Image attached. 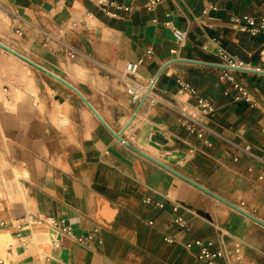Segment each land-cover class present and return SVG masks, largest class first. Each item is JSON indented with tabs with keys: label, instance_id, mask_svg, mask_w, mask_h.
<instances>
[{
	"label": "crops",
	"instance_id": "1",
	"mask_svg": "<svg viewBox=\"0 0 264 264\" xmlns=\"http://www.w3.org/2000/svg\"><path fill=\"white\" fill-rule=\"evenodd\" d=\"M111 1L0 0V41L74 85L133 147L264 221V74L233 72L250 96L237 100L215 56L221 45L263 67L264 33L230 20L264 15V0ZM156 76L137 110L127 88ZM96 229L90 248L76 240ZM197 240L223 251L217 264H264L263 225L124 145L74 91L0 48V264H209Z\"/></svg>",
	"mask_w": 264,
	"mask_h": 264
},
{
	"label": "built area",
	"instance_id": "2",
	"mask_svg": "<svg viewBox=\"0 0 264 264\" xmlns=\"http://www.w3.org/2000/svg\"><path fill=\"white\" fill-rule=\"evenodd\" d=\"M92 1L99 6H106L112 3L111 0H92ZM162 1L163 0H146L145 7L148 10H153ZM230 24L235 29L239 31L247 32L251 36H256L261 33H264V15H261L258 18L252 17L250 15H242V16L235 15L231 18ZM166 25L172 28L173 34L179 43H183L186 40V33L184 31H181L180 29L173 27L171 22H167ZM215 56L217 57L216 64L221 66L224 71L223 77L231 80L234 84V87L239 91V95L236 97V99L237 100H240V99L249 100L250 96H249L248 90L241 83L237 82L233 78L232 73L247 71L249 69H255V68H253L251 64L247 63L246 61H244L237 55L229 52L227 49H225L221 45H218L216 47ZM261 59H262L263 67H261L260 70L264 71V51L261 54ZM134 68L135 66H131L130 70H134ZM150 84L149 85H143V84L137 85L135 83H131L129 87L127 88V91L131 95L132 101L135 103H138L142 100L144 96L148 95V93L150 92L149 90ZM178 84L183 90H187L194 95L197 94L196 89L193 86H191L189 83L180 79L178 80ZM198 106L208 112L214 111L213 105L204 98L198 99ZM146 202L151 203V200L146 199ZM155 206L158 208H163L164 204L162 202H157ZM182 207L183 206L180 203H177V202L174 203L172 207V210L174 213L173 223L181 229L188 230L189 224L187 220L184 218V216L180 213V210ZM45 222L59 229L61 232L65 234L69 235L72 233L71 226L65 219H54L50 217V218L45 219ZM97 232L98 230L96 229L95 231L91 233L76 236V240L78 241L79 244L83 245L84 247L90 248L93 236ZM166 240L169 242L173 241L169 237H167ZM194 244L201 247L199 258L207 260L209 264H217L215 261V257L223 255L222 250H218L217 252L214 253L209 249V246L212 243H209V245H205L201 240H197L195 241ZM192 246H193L192 243L186 244L187 248H191Z\"/></svg>",
	"mask_w": 264,
	"mask_h": 264
},
{
	"label": "water",
	"instance_id": "3",
	"mask_svg": "<svg viewBox=\"0 0 264 264\" xmlns=\"http://www.w3.org/2000/svg\"><path fill=\"white\" fill-rule=\"evenodd\" d=\"M0 48L4 49L5 51L15 55L16 57L22 59L23 61H25L26 63H28L29 65L35 67L36 69L42 71L43 73H45L46 75L54 78L55 80L59 81L60 83L64 84L65 86H67L68 88H70L72 91H74L83 101L84 103L90 108V110L94 113V115L97 117V119L101 122V124L120 142H122L124 145L130 147L131 149H133L134 151L138 152L140 155L148 158L149 160H151L152 162L156 163L157 165L161 166L162 168L166 169L167 171L177 175L178 177L184 179L185 181L189 182L190 184L198 187L199 189L203 190L204 192L208 193L209 195H211L212 197L218 199L219 201L229 205L230 207L236 209L237 211L241 212L242 214L246 215L247 217H249L250 219L256 221L257 223L261 224L264 226V221L256 216H254L253 214L245 211L244 209H242L241 207L232 204L230 202H228L227 200H225L224 198H222L221 196H219L218 194H216L215 192L205 188L204 186L200 185L199 183H197L196 181L186 177L185 175L181 174L180 172H178L177 170H175L174 168L168 166L167 164L163 163L162 161L146 154L145 152L136 149L135 147H133L131 144H129L123 137H122V133L121 132H116L114 131L109 125L108 123L103 119V117L98 113V111L92 106V104L88 101V99H86V97L82 94V92L77 89L74 85H72L71 83H69L67 80H65L63 77L59 76L58 74L50 71L49 69L43 67L42 65L36 63L35 61L31 60L30 58L24 56L23 54L19 53L18 51L12 49L11 47H9L8 45L4 44L3 42L0 41ZM248 72H255V73H260V74H264L263 70L260 69H249L247 70ZM158 78V76H156L149 87V90L152 89L156 79ZM147 95L144 96L142 98V100L139 102V105L137 107V110L140 108V106L143 104V102L146 100Z\"/></svg>",
	"mask_w": 264,
	"mask_h": 264
}]
</instances>
